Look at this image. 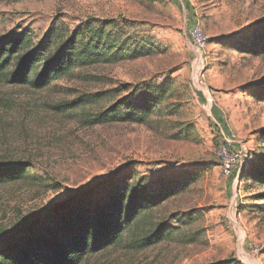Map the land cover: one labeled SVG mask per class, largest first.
<instances>
[{
	"label": "rangeland",
	"instance_id": "1",
	"mask_svg": "<svg viewBox=\"0 0 264 264\" xmlns=\"http://www.w3.org/2000/svg\"><path fill=\"white\" fill-rule=\"evenodd\" d=\"M196 21L210 37L204 83L194 78ZM87 26L111 31L130 55L76 66L40 89L0 80V163L30 169L0 184V235L84 190L97 200L110 181L166 184L199 170L81 264H264V183L239 181V168L224 176L216 157L225 144L264 160V0H0V39L24 32L38 45L54 28L58 47ZM167 81L147 121H93ZM158 229L170 232L148 241Z\"/></svg>",
	"mask_w": 264,
	"mask_h": 264
},
{
	"label": "trees",
	"instance_id": "2",
	"mask_svg": "<svg viewBox=\"0 0 264 264\" xmlns=\"http://www.w3.org/2000/svg\"><path fill=\"white\" fill-rule=\"evenodd\" d=\"M59 37V31L53 28L38 45L34 44L31 34L24 32L0 39V80L40 89L69 76L76 66L117 61L130 55L125 43L114 48L115 38L103 26H87L82 31L72 32L57 47ZM170 85L169 81L145 85L134 103L125 100L116 103L94 116L93 121L126 118L145 122L152 107L163 99ZM79 101L63 102L54 107L72 108ZM249 159L248 156L240 170L239 181L251 177L254 182L264 183V160L255 164ZM29 170L1 162L0 184L25 177ZM198 175L199 170H184L181 176L166 184H155L151 179L137 182L121 179L112 182L109 179V190L101 196L96 192L97 200L93 198L95 195L84 190L76 200L54 203L18 228L0 235V242L7 243L0 248V264H81L88 253L120 241L141 213L181 191ZM185 217L179 221L190 219ZM156 231L146 239L153 237L148 241L155 242L170 232ZM229 261L216 264H231Z\"/></svg>",
	"mask_w": 264,
	"mask_h": 264
},
{
	"label": "built area",
	"instance_id": "3",
	"mask_svg": "<svg viewBox=\"0 0 264 264\" xmlns=\"http://www.w3.org/2000/svg\"><path fill=\"white\" fill-rule=\"evenodd\" d=\"M209 35L204 31L199 22H193L190 27V44L195 53L194 78L198 83H204L207 58L205 50L209 43ZM219 171L226 177H230L236 169L241 170L248 158V153L241 146L239 150H231L225 144H221L216 150Z\"/></svg>",
	"mask_w": 264,
	"mask_h": 264
}]
</instances>
